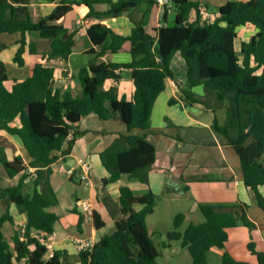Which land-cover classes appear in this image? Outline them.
I'll use <instances>...</instances> for the list:
<instances>
[{
	"label": "trees",
	"instance_id": "trees-1",
	"mask_svg": "<svg viewBox=\"0 0 264 264\" xmlns=\"http://www.w3.org/2000/svg\"><path fill=\"white\" fill-rule=\"evenodd\" d=\"M175 7L173 21L169 12L162 16V26L150 33L142 22H135L130 34L123 35L103 21L127 16L132 19L141 5L152 9L156 0H61L53 11L33 20L29 0H0V53L8 49L1 39L4 34L21 35L18 50L13 58L19 68L26 65L25 54L37 56L30 76L14 79L11 89L5 62L0 58V132L17 137L29 159L23 156L10 158L7 148L0 146V162L10 179L21 175L13 186H3L0 179V201L6 211L0 218V264H74L67 252L54 251L48 257L46 241L55 232L61 217L50 211L59 205L51 184L52 165L71 153L74 140L83 133L77 123L83 117L96 114L103 120L120 119L130 131L143 134L122 136L121 140L101 153L103 167L109 177L103 186L114 184L124 176L142 177L157 159V149L146 132L151 127V117L158 97L166 90L168 79L178 85L180 79L172 69V62L180 54L186 62L187 81L183 94L188 104H204L192 92L203 85L207 94L215 95L218 103L226 106L227 121L214 129L225 136L241 160L243 182L264 211V196L259 188L264 186V0H229L219 6L213 22L203 21L202 7L197 0H172ZM108 5L106 11L97 5ZM89 8L87 19L99 20L82 34L81 28H66L59 21L75 6ZM133 20V19H132ZM254 27L257 32L237 49L238 29ZM37 33L50 41V51L40 53L37 43L28 41V35ZM75 52H84L94 58L80 72L81 96L54 88L55 69L44 60L67 59ZM113 54H130L129 63L101 61ZM123 71H130L134 83L131 100L120 96L116 85L104 88L107 80L119 83ZM175 100H172L173 104ZM19 120L20 125L14 123ZM73 134V139L68 137ZM30 168L34 172H29ZM146 175V176H143ZM32 188L28 190L29 183ZM119 212L124 218L116 221V231L103 236L95 245L80 253V264H157L159 251L152 239L147 219L154 214L158 196L152 191L137 195L129 186L120 188ZM107 202V201H106ZM14 206L19 214L26 215L25 225H19L14 236L8 239L4 224L16 226L11 213ZM136 206H141L136 210ZM247 204L231 208L201 205L204 222H189L178 213L174 229L168 233L164 248L179 241L188 249L193 264H209L212 248L224 249L229 240L228 230L240 225L252 229ZM80 223L86 217L78 211ZM85 216V217H84ZM97 230L105 227L98 212L93 215ZM249 249L264 264V253ZM221 264H249L237 261L224 253Z\"/></svg>",
	"mask_w": 264,
	"mask_h": 264
},
{
	"label": "crops",
	"instance_id": "crops-1",
	"mask_svg": "<svg viewBox=\"0 0 264 264\" xmlns=\"http://www.w3.org/2000/svg\"><path fill=\"white\" fill-rule=\"evenodd\" d=\"M60 1L29 0V10L33 20L37 21L41 17L50 14ZM222 5L224 4H220L219 6ZM108 8L109 6L105 4L97 5V9L101 11H106ZM88 12L89 8L85 5L80 7L75 6L59 23L70 29L81 28L82 34H84L92 24L99 22L96 19H87L86 15ZM32 13H34L35 17H33ZM132 19L127 16H121L107 19L103 23L123 35L130 34L132 28L135 26V22H142L150 33H154L162 24V17L156 5L152 9H149L147 5H141L135 10ZM78 20L81 21V24L76 25ZM149 27L151 28L150 30H148ZM19 36V39L15 41L16 45L17 41L21 38V35ZM30 36L31 34L28 35V41H32L30 40ZM48 42L49 47L45 52H42L37 44L40 53H48L50 51V41ZM5 43L9 48L10 44ZM18 47L17 45V50ZM3 52L0 53V58L5 62L2 56ZM26 54L29 53L27 52ZM26 54L24 57L27 65ZM75 54L89 55L84 52H75L67 59L49 60L51 61L49 64L44 63L51 67L55 63L58 65L57 68L54 67L55 89L70 92L66 87H69L70 83L73 86V80H75V75L70 68V61ZM119 56H129L130 58L124 61ZM131 60L130 54H113L101 59V61L118 63H129ZM35 62L31 63V68ZM88 65L89 63L85 67ZM172 69L180 79L181 84L178 85L176 81L171 79L167 80L166 90L156 100L151 117V127L146 132L148 139L154 143L157 149L156 162L147 173L148 182L142 181V177H139L137 186L129 182L127 185H120L118 189L120 190L123 186H129L137 195H144L150 191L157 196L171 195V202L176 200L173 196H185L187 199L189 198L190 203L186 204L185 208H179V212L176 214H173L170 210L168 218H172L174 221L178 213H184L186 216H190L187 219L188 224L191 221L196 223L198 215L201 214V205L231 208L247 204L250 207L248 210L249 219L255 226L250 229L240 225L229 229V240L225 248L214 247L209 254L215 252L220 264L224 253H229L237 261L258 264V259L250 251L249 244L254 243L256 250L264 253V211L257 205L254 194L244 185L241 160L236 151L229 144L227 138L214 129L216 122L220 126L226 123V107L224 104L216 103L214 95L207 94L203 85L194 87L192 92L198 100L204 101V104H188L182 91L187 81V66L180 54L174 57ZM126 73L130 74L131 72L123 71V79L119 83H116L114 80H107L104 88L108 90L116 85L120 96L125 94L128 100H131L135 87L131 75L130 78H125ZM76 86L78 85L76 84ZM80 89L82 92L81 85ZM172 100H175L173 104L171 103ZM76 126L83 134L74 140L69 156L61 157L54 165L75 167L76 172L79 173L80 166L78 162L80 160L90 161L93 165L90 173L92 186L86 187L76 176L71 177L63 172L53 173L51 184L57 194L59 205L51 208L53 210L50 211L57 213L61 217L57 223L61 225L59 230L56 229L57 224L55 225V232L49 236L46 245L49 248L48 257L54 251H64L67 252L70 262L80 264L79 257L81 252L78 249V241H86L93 246L104 235L101 230L95 228L94 220L87 218L78 207V211L86 216H84L85 218L80 226V215L74 213L73 210L79 201H89L94 208V212L100 214L106 228L112 227L113 223L116 225L117 220L124 218L119 212V200H115L114 196H112L113 189L110 190L108 186H103L102 181L109 177V173L106 169V171L100 169L98 161L101 162V153L114 143L120 141L122 136L143 134V132L137 129L130 131L128 126L120 119L103 120L94 113L83 117ZM0 136L8 138L12 143L17 145L18 148L15 155L20 154L23 156L25 163L29 164L26 151L25 153L23 152L25 149L19 138L10 136L4 132H0ZM7 154L10 157L8 150ZM15 155L13 154L10 158H13ZM32 171V168H30L29 172ZM67 182L72 183L77 191H80L83 186L88 188L86 199L80 198L78 192L70 193V185ZM259 190L264 196V186H261ZM70 194L73 195L76 203H72ZM14 210L17 211L12 206L11 213L17 225L14 226L10 222H6L3 227L4 234L8 239H11L18 226L25 225L27 220L26 215L19 214L17 211L21 219V222H18L13 212Z\"/></svg>",
	"mask_w": 264,
	"mask_h": 264
},
{
	"label": "rangeland",
	"instance_id": "rangeland-1",
	"mask_svg": "<svg viewBox=\"0 0 264 264\" xmlns=\"http://www.w3.org/2000/svg\"><path fill=\"white\" fill-rule=\"evenodd\" d=\"M229 0H202L203 4L208 7V14H215V12L218 11V6L220 4H226ZM156 9V8H155ZM174 14H175V7L172 5V14H170V21H173L174 19ZM33 17H35L34 13H32ZM209 19V18H206ZM78 25V24H76ZM151 28L149 27L148 30ZM256 34V29L254 27L248 26V27H241L239 29V39L237 40V49L239 50L241 47V43L243 41H249L250 38ZM20 34L17 33L16 35H11V34H4L1 36V39L7 43L10 44L9 48L5 50L2 53V56L5 60V64L8 70V75H9V80L6 83V87L8 89H11L14 78L21 80L25 79L26 76H28L31 73V63L35 62L38 57L36 56H30L29 54H26V59L28 61V64L23 67L19 68L17 65L14 64L13 62V56L16 53L17 50V45L15 44V41L19 39ZM30 40H34L37 42L39 49L42 52H45L48 47H49V40H42L37 33H32L30 36ZM121 57L124 61L128 60L130 57L129 56H119ZM6 58V59H5ZM93 60V56L90 55H84V54H75L72 60L70 61V68L72 69V72L75 75V80L72 84L68 85L69 87H66L67 90H70V92L74 96H81L82 92L80 89V72L81 70L91 61ZM51 61L49 60H44L43 63L49 64ZM53 67H58V65L55 63L53 64ZM125 78H130V74L126 73ZM76 84L78 86H76ZM214 100L216 103H218L215 95H214ZM213 102V101H212ZM223 104L226 106L229 105V102H223ZM15 125H20L19 120H17ZM0 146H4L7 148L10 157L15 155L17 152L18 146L12 143L8 138L4 136H0ZM25 153V150L23 151ZM99 167L101 170L106 171L105 168H103L102 164L100 161H98ZM34 172V171H33ZM32 172V173H33ZM21 176H17L14 179H10L6 173V170L2 163L0 162V179H1V184L5 187L7 186H13L17 184L20 180ZM129 182H132L134 186H137L139 183V177H128L124 176L123 179L115 184H110L108 185V188L111 190L113 189V194L115 200H119V194L120 191L118 187L120 185H127ZM70 186L69 192H78V195L82 199H86L88 196V188L82 187L80 191H77L76 187L72 184L67 182ZM32 188L31 182L29 183L28 190ZM158 203L155 209L154 214L148 217L147 222H148V227L150 229V233L152 234V239L159 251L160 256L157 259V264H193V258L191 254L189 253L188 249L184 248L179 241L172 242V247L171 248H164V243L168 242L167 235L169 232H171L174 229V221L171 218H168V215L170 213V210L173 212V214H176L179 212V208H185L186 204H189V198L187 199L185 196L184 197H178V196H173L175 197V201L171 202V195H162L158 196ZM70 199L72 203H76L73 195L70 194ZM142 207L141 206H136V210H140ZM53 210V209H50ZM61 211V209H59ZM6 211V204L3 201H0V218L1 216L5 213ZM14 214L16 215L17 221L21 222L20 215L17 213L16 210L13 211ZM61 213V212H60ZM190 216H187V219H189ZM204 222V218L201 214L198 215L196 223H202ZM61 224L56 225V229H60ZM188 225V221H186L184 227L181 229V231H184L186 226ZM117 227L115 223H113L112 227H104L101 229L103 235H111L116 231ZM8 233V231H6ZM209 264H220V261L218 259V256L214 253L209 254Z\"/></svg>",
	"mask_w": 264,
	"mask_h": 264
},
{
	"label": "built area",
	"instance_id": "built-area-1",
	"mask_svg": "<svg viewBox=\"0 0 264 264\" xmlns=\"http://www.w3.org/2000/svg\"><path fill=\"white\" fill-rule=\"evenodd\" d=\"M172 5H173L172 0H156V7L158 8L161 17L165 14L166 11L169 12V14L172 13ZM207 12L208 10L204 7L200 9V14L203 17L202 20L213 22L217 18V14H208ZM206 18H209V19H206ZM77 24H81V21L78 20ZM161 26L162 24L160 25V27ZM72 135L73 134H70V136L68 137L69 140L73 139ZM78 165L80 166L79 173L76 172L77 170L75 167H68L65 165H56V164L54 165L53 164L52 170L53 172L66 173L70 175L71 177L76 176L80 179L82 183H84L86 187L88 188L91 187L92 183H91L90 173L93 167L92 163L88 160H80L78 162ZM32 170L34 171V169ZM77 206L80 208L81 212L87 216V218L93 219L94 208L89 201L87 200L79 201ZM89 247H91V245L88 242L78 241V249L80 252L85 251Z\"/></svg>",
	"mask_w": 264,
	"mask_h": 264
}]
</instances>
